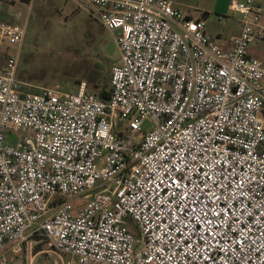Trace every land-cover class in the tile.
I'll list each match as a JSON object with an SVG mask.
<instances>
[{"label":"built area","instance_id":"built-area-1","mask_svg":"<svg viewBox=\"0 0 264 264\" xmlns=\"http://www.w3.org/2000/svg\"><path fill=\"white\" fill-rule=\"evenodd\" d=\"M74 1L118 32L105 99L25 90L28 19L0 22V264H264L258 0H231L229 47L172 0Z\"/></svg>","mask_w":264,"mask_h":264},{"label":"rangeland","instance_id":"rangeland-1","mask_svg":"<svg viewBox=\"0 0 264 264\" xmlns=\"http://www.w3.org/2000/svg\"><path fill=\"white\" fill-rule=\"evenodd\" d=\"M172 1L185 15L205 20L208 33L220 35L223 43H230L240 30L239 15L229 10L231 0ZM77 6L74 0H29L17 5L11 0H0V22H15L17 13L28 19L19 63V78L25 90L36 93L59 86L64 92L73 93L82 82L96 96L106 85L109 90L111 68L121 65L118 32L107 30ZM250 52L264 62V43L251 46ZM149 126L145 122L143 130ZM7 136L11 142L18 139L15 133ZM133 138L141 140L142 135ZM88 202L82 197L71 199L77 209ZM130 229L136 233L133 226ZM44 249L43 244L37 247L38 251ZM63 258L66 257L55 253L43 254L34 264H63Z\"/></svg>","mask_w":264,"mask_h":264},{"label":"crops","instance_id":"crops-1","mask_svg":"<svg viewBox=\"0 0 264 264\" xmlns=\"http://www.w3.org/2000/svg\"><path fill=\"white\" fill-rule=\"evenodd\" d=\"M11 1H13L14 3H15V5H17L18 3H27L29 0H11ZM258 2L260 3V5L262 6V4L264 3V0H258ZM263 7V6H262ZM263 9H264V7H263ZM240 31V30H239ZM239 33V32H238ZM216 36H220V35H216ZM259 44H263V43H256V44H253V45H259ZM223 45L225 46V47H229V43H223ZM252 45V46H253ZM251 48V47H250ZM250 54H251V52H250ZM251 56H253V55H251ZM253 57H255V56H253ZM256 58V57H255Z\"/></svg>","mask_w":264,"mask_h":264},{"label":"trees","instance_id":"trees-1","mask_svg":"<svg viewBox=\"0 0 264 264\" xmlns=\"http://www.w3.org/2000/svg\"><path fill=\"white\" fill-rule=\"evenodd\" d=\"M109 80H110V78H109ZM107 81H108V79H107ZM99 97L102 98V99H105V98L108 97L107 85L100 89ZM36 251H38L37 248H36Z\"/></svg>","mask_w":264,"mask_h":264},{"label":"snow or ice","instance_id":"snow-or-ice-1","mask_svg":"<svg viewBox=\"0 0 264 264\" xmlns=\"http://www.w3.org/2000/svg\"><path fill=\"white\" fill-rule=\"evenodd\" d=\"M174 183H178V182L174 181Z\"/></svg>","mask_w":264,"mask_h":264}]
</instances>
